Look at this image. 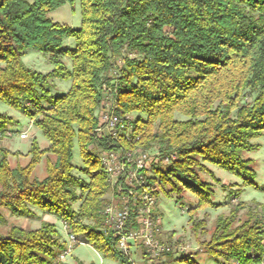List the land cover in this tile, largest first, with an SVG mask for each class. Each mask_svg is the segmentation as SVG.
<instances>
[{"label": "trees", "instance_id": "trees-1", "mask_svg": "<svg viewBox=\"0 0 264 264\" xmlns=\"http://www.w3.org/2000/svg\"><path fill=\"white\" fill-rule=\"evenodd\" d=\"M76 2L80 29L49 18ZM68 38L75 49L63 47ZM30 49L54 56V70L42 74L27 68L22 57ZM65 58L72 60V70ZM55 79L71 81L69 92L53 95ZM104 85L113 90L118 114L139 115L130 121L131 142L95 136ZM0 103L25 113L50 142L41 150L35 140L25 167L12 169L9 153L0 152V210L17 217L34 216V209L54 216L78 238L76 246L88 244L105 259L131 264L105 228L103 212L112 190L98 150L112 143L144 151L155 147L162 160L175 155L165 169L153 165L148 182L158 183L167 196L190 192L199 208L213 205V185L200 175L204 163L254 183L253 161L242 153L264 134V0H0ZM9 122L0 114V133L5 135ZM76 143L87 180L75 174ZM45 155L56 159L47 160L43 180H34ZM142 206H132L131 230L141 228ZM244 208L240 204L218 218L202 246L235 264H264V204L249 208L239 221ZM190 222L195 233L209 234L205 220L191 215ZM156 238L171 244L161 232ZM138 246V255L150 259L141 242ZM66 248L55 224L12 228L0 237V264H68L58 262ZM163 258L197 264L191 255Z\"/></svg>", "mask_w": 264, "mask_h": 264}, {"label": "rangeland", "instance_id": "rangeland-1", "mask_svg": "<svg viewBox=\"0 0 264 264\" xmlns=\"http://www.w3.org/2000/svg\"><path fill=\"white\" fill-rule=\"evenodd\" d=\"M49 18L54 23L67 25L72 29L78 30L82 26L81 3H67L50 13ZM63 47L68 50L75 49V40L72 38L65 39ZM53 59L54 56L51 54H45L34 49L27 50L22 57V61L27 68L42 74H48L54 70ZM63 63L69 70H72V60L70 58H65ZM52 86L51 93L53 95L65 94L71 89L72 82L55 79L52 82ZM0 114H5L10 118L6 130L13 135H4L0 139V152L9 153V162L12 169L18 166L25 167L29 164L31 159L30 150L35 140H37L41 150L50 147L49 140L25 113L17 111L4 103H0ZM138 116L134 114L132 117L137 119ZM176 117L179 120L186 119L181 115H177ZM21 134H26L27 138L22 139ZM251 144L255 148L244 151L242 157L253 161V168L257 172V179L252 184L215 165L204 163L205 169L200 171V175L204 181L213 185L212 206L199 208L198 198L188 191H185L181 196L176 194L167 196L157 183L156 191L159 195L153 213L155 221H160V228L167 231L163 239L165 241L170 240L171 245L187 248V251L183 254L176 251L173 252L174 258L191 255L194 256L197 264H235L233 261L216 258L207 253L202 243L210 241L218 218L229 216L234 207L240 204L245 206L238 216V220L242 221L247 218L246 214L249 208L256 209L258 205L264 204V134L253 139ZM148 154L154 156L157 160L160 159L155 147L149 150ZM55 159L54 155L43 156L40 164L33 172L32 178L34 180H43L47 176V160L55 161ZM73 164L75 166V174L87 180L86 176L81 172L86 166L77 143L74 148ZM158 167L165 169L163 164L158 165ZM150 175H152L151 172ZM169 190H171L170 187H167L166 191ZM108 199L111 200V194L108 195ZM79 206V204H76L74 209L78 210ZM0 212L3 216V219L0 220V237L2 238L8 237L12 228L37 230L43 224L52 223L58 227L62 239L69 244V234L65 230L64 224L54 216L38 210L37 215L35 214L31 217H17L12 215L7 209H1ZM191 215L195 220H205L207 222V229L209 230L207 236H201L194 232L193 224L190 222ZM133 259L137 264H181L167 262L165 258L162 259L165 263L152 259L144 260L135 249H133ZM66 263L120 264L118 261L105 259L88 244L75 246L72 254L67 257Z\"/></svg>", "mask_w": 264, "mask_h": 264}, {"label": "built area", "instance_id": "built-area-1", "mask_svg": "<svg viewBox=\"0 0 264 264\" xmlns=\"http://www.w3.org/2000/svg\"><path fill=\"white\" fill-rule=\"evenodd\" d=\"M105 101L99 112V126L95 131L97 140H111L113 143L124 141L131 142L129 131L131 116H122L117 113V105L114 101L113 90L107 85L103 86ZM4 134L0 133V139ZM5 135L12 136L9 131ZM26 139V134H21ZM139 140V138L137 139ZM100 148L98 154L100 162L109 177L111 185V204L103 212L106 231L113 235L116 241V249L126 257L131 264H137L133 259V249L137 252L140 249L138 242L142 243V250L152 260H159L163 256L178 252L183 254L187 251L184 246H175L168 243H161L156 238L159 232L160 221H155L153 210L155 209L158 197L153 194L156 186H151L148 177H153V165L163 164L165 167L175 160V155L165 159H156L142 149H130L125 146ZM159 155V153H158ZM160 162V163H159ZM159 163V164H158ZM150 172L152 175H150ZM141 203L139 217V230H131L132 206ZM64 224V223H63ZM69 244L64 252L59 255L58 262H66L73 249L79 243L78 238L68 230ZM84 244V243H80Z\"/></svg>", "mask_w": 264, "mask_h": 264}, {"label": "crops", "instance_id": "crops-1", "mask_svg": "<svg viewBox=\"0 0 264 264\" xmlns=\"http://www.w3.org/2000/svg\"><path fill=\"white\" fill-rule=\"evenodd\" d=\"M34 211H35V214L37 215V210L34 209ZM159 232H161L162 236H164L165 232H167V231H164V230H163L162 228H160V226H159ZM63 241L65 242L64 239H63ZM158 261H160L161 263H165L164 260H160V259H159Z\"/></svg>", "mask_w": 264, "mask_h": 264}]
</instances>
